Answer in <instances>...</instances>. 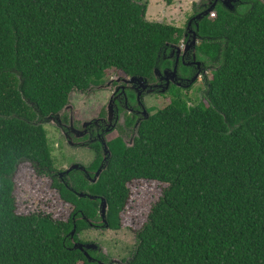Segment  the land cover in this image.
Wrapping results in <instances>:
<instances>
[{
    "label": "trees",
    "instance_id": "obj_1",
    "mask_svg": "<svg viewBox=\"0 0 264 264\" xmlns=\"http://www.w3.org/2000/svg\"><path fill=\"white\" fill-rule=\"evenodd\" d=\"M146 10L139 0H0V264H96L74 245L86 242L89 221L101 220V198L107 228H121L133 182L166 187L135 231L126 264H264L261 0H237L234 10L217 3L213 19L194 21V52L210 71L202 100L191 105L172 86L169 103L140 121L131 145L105 143L104 165L98 156L87 167L101 168L95 182L74 170L64 182L57 176L48 117L71 93L104 86L108 70L154 81L187 40L185 29L148 21ZM25 162L71 207L66 221L17 213L13 178Z\"/></svg>",
    "mask_w": 264,
    "mask_h": 264
},
{
    "label": "rangeland",
    "instance_id": "obj_2",
    "mask_svg": "<svg viewBox=\"0 0 264 264\" xmlns=\"http://www.w3.org/2000/svg\"><path fill=\"white\" fill-rule=\"evenodd\" d=\"M139 1L147 4L146 19L148 21L159 22L183 29H186L190 20L196 16L194 15L196 10L204 9L213 3L212 0ZM261 1L264 2V0ZM236 2L237 0H223V5L232 10ZM182 45L184 44H180V47H178L180 55H183L182 51H184L183 48L185 45ZM175 55L177 56V51ZM206 76L208 78L210 76L209 69L207 70ZM104 79L107 82L105 86L97 88L96 90L93 88L92 90L95 93L89 96H84V92H73L70 94V106L67 105L66 111L61 113L62 115L60 116V118H66V124L69 123V115H71L72 125L76 129H78L80 122L87 121L85 123H89L92 121L101 107L107 105L106 102L109 92H113L119 82L126 88L130 86L137 90H142L137 95L143 99L144 108H152L153 112L165 107L170 101L169 95L165 93L166 91H164L165 95L163 96L152 95V90L149 88L145 91L149 86L142 89L138 83L129 82L131 77L125 76L121 72L108 70L105 72ZM162 80L165 82V76H162ZM112 82L115 84H112ZM203 89V80L199 74L195 84L188 89H182L181 93L187 96L189 104L192 105L197 103L199 99H203ZM110 106L111 104L106 106L109 111ZM62 122L64 123L63 120ZM123 124L124 121L122 120V116H120L118 125L122 130H124ZM43 127L47 133L48 142L51 147L54 167L58 170L64 169L66 172L71 168L69 166L72 164L79 167L78 164L86 166L90 163L92 159L90 151L84 148H77L78 146L76 144L81 143V140L72 138L71 141L67 140L63 135V131L65 130L58 126L56 117H51L44 122ZM117 136H120V131L118 132V128L116 127L104 139L110 140ZM69 142H72L74 145H69ZM127 142L129 143L128 138ZM128 145L131 144L129 143ZM13 181V195L16 200V211L18 214L27 215L29 213L40 212L51 216L56 221H66L69 218L72 211L71 207L60 201L57 192L51 188V180L45 176H39L30 163L25 162L18 166ZM165 187V185L154 182L131 183L129 185L130 200L121 214V228L117 231L105 229L101 231L91 228L83 231L80 234V239L98 244L97 246L99 248L97 250L101 252L100 255L114 258L117 264H120L118 261L120 262L123 259L130 258V253L134 246V233L145 223L151 206L159 199ZM93 249L95 248L93 247Z\"/></svg>",
    "mask_w": 264,
    "mask_h": 264
},
{
    "label": "flooded vegetation",
    "instance_id": "obj_3",
    "mask_svg": "<svg viewBox=\"0 0 264 264\" xmlns=\"http://www.w3.org/2000/svg\"><path fill=\"white\" fill-rule=\"evenodd\" d=\"M215 1H216V4L221 3V5H223V0H212V2H215ZM224 7L228 8L227 6H224ZM232 10H234V8ZM193 24H195V23L191 22L188 29L187 30L185 29L186 33H185L184 37L187 40L183 43L185 46L182 45V46H184V48H183L184 51H182L183 55L179 54V55L175 56V58H173L174 57L173 53H171L169 56V59L171 60V67H170V69H166V71H172L173 69L176 68L177 77H176V79H174V82H170L168 89L165 90L166 91L165 93H168L172 86H176L177 88H181V89H188L193 84H195V82L197 81V79H196V81L193 84H190V86L185 87L190 78L195 76L198 72H199L201 78H203V76L206 74V72L204 71V68H203V63L198 61L196 58V55L194 52L195 47L189 46L186 48V44L190 45V43L193 39V36H194V31L192 29ZM198 41L199 40L197 38V44H198ZM178 47H180V46H178ZM197 62H200L199 69L197 68V64H196ZM179 65H183L186 68H189V72L183 76L178 70ZM164 71L165 70H163L162 72H160V74L155 76L157 81H156V79H154V81L148 83V84H150L151 87L150 86L147 87L145 89V91H147V89L149 88L150 90H152L151 91L152 95H160V96L165 95L164 92L162 93V90L167 88L166 82H164L162 80V76H163ZM106 83L107 82L105 81V84ZM105 84H104V86H105ZM112 84H115V83L112 82ZM94 89L96 90L97 87H94ZM141 91L142 90H137V89L132 88L130 86L126 88L122 83L119 82L117 84L115 90L113 92H109V96H108L106 104L107 105L111 104L110 111L106 107L107 105H103V107H101V109L95 114L96 116L93 117L92 121H90L89 123H85L87 121L80 122L78 129L73 127V125H72L73 122H71V115H69V119H68L69 123L68 124H66L67 120L65 117L60 118V116L62 115L61 113L66 111L67 105H69V103L58 114L53 116V117L57 118L58 126H60L63 130H65V131L62 130L64 137L70 141H71V138L76 139V140H81V143L76 144L78 146L77 148L87 149L88 151H90V154L92 156L90 163L86 166L78 164L79 167L72 168V166L74 165V164H72L69 166V167H71L70 168L71 170H69V171L65 172L64 169L59 170L57 172V174H58L57 176L60 179H62L61 181L64 182V179L68 180L69 179L68 175L73 170L80 172L83 177H85L87 180L91 181L92 178L95 176L97 169L94 171H88L87 167L90 166L97 159L98 156L100 158V162L98 163V167L101 164L104 165V163L107 160L108 154H109L107 148L104 147V145L107 141L112 140V139L107 140L104 138H105V136L112 133L113 130L116 129V127L118 128V132L120 131V136H117V137H121L123 142L126 145H128L129 143L132 144L133 137L135 136V132H136L137 126L140 123V121L148 118L152 113L155 112V111L153 112L152 108H149V109L144 108L143 99L140 96L138 97V95H137ZM93 93H95V91H93L92 89H88L87 91L84 92V96L85 95L89 96L90 94H93ZM129 96H131L133 98L131 101L128 98ZM120 116H122V120L124 121V124H123L124 130L119 128L120 126L118 125L119 120H120ZM62 120L64 121V123L62 122ZM128 120H131L130 124L127 123ZM127 138L129 139V143L127 142ZM95 143H98V145H99L98 151L94 147ZM69 145H74V144L72 142H69ZM92 182H93V180H92ZM100 217H101V214H100ZM104 220H105V216H104V218L101 217V220L95 221L93 223H91L89 221L88 223L91 225L89 229L93 228L94 230H101V231L103 229L110 230L107 228V226H106L107 224L105 223ZM87 244L91 245L90 247H92V248L85 249V252L87 253V257L89 258L90 262H96V264H117L116 260H114V258H108L107 256L100 255L101 252H99L97 250L99 248L97 246L98 244L86 241L84 243V245H87ZM93 247L95 249H93ZM89 252L94 255V258L89 255ZM128 260H129V258L123 259L120 262L118 261V263L126 264Z\"/></svg>",
    "mask_w": 264,
    "mask_h": 264
},
{
    "label": "water",
    "instance_id": "obj_4",
    "mask_svg": "<svg viewBox=\"0 0 264 264\" xmlns=\"http://www.w3.org/2000/svg\"><path fill=\"white\" fill-rule=\"evenodd\" d=\"M234 1H235V0H234ZM215 5H216V1L213 2V3H212V4H211V5H210L205 11H203L202 13H199V14H197L196 16H194V17L190 20V22L187 24L186 30L188 29L190 23H191L193 20H200L202 17L209 15V14L212 12V10H213V8L215 7ZM227 9L230 10L229 8H227ZM196 41H197V40H196V35H195V33H194V36H193V39H192L190 45L186 44V48L189 47V46H193V47H195V45H196ZM176 51H177V55H179L180 51H179L178 48L176 49ZM196 64H197V68L199 69L200 62H197ZM154 74H155V76H156L157 74H160V72H159L157 69H155V70H154ZM163 76H165V82H166V86H167V88H166V89H163V90H162V93H163L165 90L168 89L170 82H173L174 79H176V77H177V74H176V68L173 69L172 71H166V70H165L164 73H163ZM198 76H199V72H198L195 76H193L192 78H190V79L188 80V83H187V85H186L185 87L190 86V84H192L194 81H196V79L198 78ZM181 81H182V80H181ZM129 82H136V83H138V85H139L142 89H144L146 86H150V85H148V81L145 80V79H142V78L131 77V79L129 80ZM179 86H180V85H179ZM100 87H102V86H99L98 88H100ZM150 87H151V86H150ZM48 118L50 119L51 117H48ZM76 167H77V166H75V165L72 166V168H76ZM69 170H71V169H69ZM69 170H67V171H69ZM100 171H101V168H100V169L98 170V172L95 174V180H94L93 182L96 181V178L99 176ZM79 196H80V197H83L84 195H83V194H79ZM89 198H90V199H94V197H89ZM105 208H106V202H105V200H104L103 198H101L100 214H101V217H102V218H104ZM87 222H88V221H87ZM74 233H75V229L72 231L71 235H74ZM90 246H91V245H89V244H87V245H84V244H75V245H74V249H78V250L82 251V252L85 253V255L87 256V253L85 252V249L92 248V247H90Z\"/></svg>",
    "mask_w": 264,
    "mask_h": 264
},
{
    "label": "built area",
    "instance_id": "obj_5",
    "mask_svg": "<svg viewBox=\"0 0 264 264\" xmlns=\"http://www.w3.org/2000/svg\"><path fill=\"white\" fill-rule=\"evenodd\" d=\"M214 17H215V14H214V13H210V14H209V18H210V19H213Z\"/></svg>",
    "mask_w": 264,
    "mask_h": 264
}]
</instances>
